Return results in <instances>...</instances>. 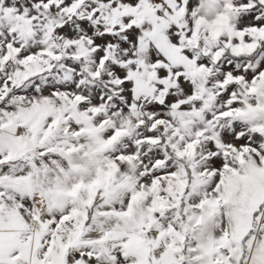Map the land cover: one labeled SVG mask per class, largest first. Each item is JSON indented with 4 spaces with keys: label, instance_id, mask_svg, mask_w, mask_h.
<instances>
[{
    "label": "snow or ice",
    "instance_id": "6c2138e0",
    "mask_svg": "<svg viewBox=\"0 0 264 264\" xmlns=\"http://www.w3.org/2000/svg\"><path fill=\"white\" fill-rule=\"evenodd\" d=\"M0 264H264V0H0Z\"/></svg>",
    "mask_w": 264,
    "mask_h": 264
}]
</instances>
